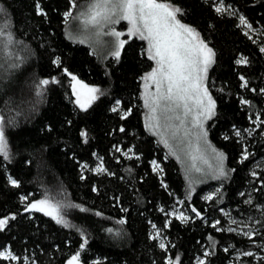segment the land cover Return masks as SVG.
I'll use <instances>...</instances> for the list:
<instances>
[{"label":"trees","instance_id":"obj_1","mask_svg":"<svg viewBox=\"0 0 264 264\" xmlns=\"http://www.w3.org/2000/svg\"><path fill=\"white\" fill-rule=\"evenodd\" d=\"M83 1L0 0V264H264V0H157L214 53L206 131L227 169L195 191L146 126V40L73 42ZM73 75L98 88L85 109ZM58 185L68 225L29 209Z\"/></svg>","mask_w":264,"mask_h":264},{"label":"rangeland","instance_id":"obj_2","mask_svg":"<svg viewBox=\"0 0 264 264\" xmlns=\"http://www.w3.org/2000/svg\"><path fill=\"white\" fill-rule=\"evenodd\" d=\"M66 35L102 56L114 57L129 39H145L156 63L143 82L147 128L180 162L193 191L226 174L225 154L211 144L206 131V121L215 112L206 87L214 53L195 30L178 21L174 8L157 0H86L72 14ZM72 77L75 101L85 109L97 98L98 88ZM72 207L76 204L63 185L46 189L29 205L31 211L63 225L69 224L66 213ZM173 214L185 216L181 211ZM3 255L11 257L8 250ZM79 263L72 258L67 264Z\"/></svg>","mask_w":264,"mask_h":264}]
</instances>
